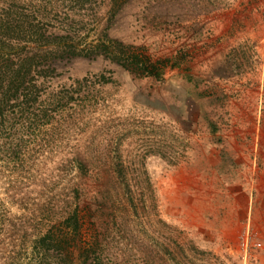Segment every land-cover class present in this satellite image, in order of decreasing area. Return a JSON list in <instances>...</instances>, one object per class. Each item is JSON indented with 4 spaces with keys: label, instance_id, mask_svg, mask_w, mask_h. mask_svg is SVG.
<instances>
[{
    "label": "rangeland",
    "instance_id": "374dc122",
    "mask_svg": "<svg viewBox=\"0 0 264 264\" xmlns=\"http://www.w3.org/2000/svg\"><path fill=\"white\" fill-rule=\"evenodd\" d=\"M0 53V264H264V0H0ZM82 201L85 257L36 241Z\"/></svg>",
    "mask_w": 264,
    "mask_h": 264
},
{
    "label": "trees",
    "instance_id": "16d2710c",
    "mask_svg": "<svg viewBox=\"0 0 264 264\" xmlns=\"http://www.w3.org/2000/svg\"><path fill=\"white\" fill-rule=\"evenodd\" d=\"M65 41L66 40H64L62 36H58V41H56L57 46L61 47L62 45H64ZM111 43V41H109V44L104 42V44H99L98 47L101 50L107 52L108 56L111 59H117V62H121L120 64H122L123 67L134 72L135 74L140 76L153 77L156 80H160L163 78L166 68H175L177 66H180L182 64V61L186 59V56L183 55L180 51L177 52L172 58L153 59L139 47L131 45L125 46L124 44L117 41L115 49V47H112V45H110ZM70 47L74 48L72 45H70ZM63 48L64 46L62 47V49ZM37 57L38 55L34 54L33 56H28L20 63H17L19 67H16V71L12 70L14 71L13 76L18 77L19 72L23 71L25 74L31 75L29 80H32V84L36 85V79H38V77L35 69L33 70V61L39 60ZM0 59H3V62L7 64L11 63L10 59H8V57H5L3 53H0ZM7 66H9V64ZM39 72L41 74V71ZM35 85L33 86L35 87ZM26 89H28V87H24L23 90L25 91H22L21 94V91L19 92V89H15L12 92L13 97L10 98V101L14 100V103H18L20 107L24 105V103L27 104L26 102L30 100L29 97H32L33 94H31L29 91H26ZM35 99L37 98L34 97L31 102H33ZM124 171V168L119 167L117 169V174H124ZM123 186L126 188V190L132 193V185L130 184V182H124ZM76 190L78 193L82 191L81 187H77ZM82 203L83 201L74 207L72 213L68 217L62 219L61 222L63 223V225L61 227L59 226L56 229L51 228L45 231L40 235L38 239H36V241L41 242L44 246H46V248H52V246L67 243L70 246L68 249V255L74 260L79 258L78 254L76 255V252L79 253V256L80 253L81 255L83 252L88 253L89 243L87 241L86 216L83 211V207H81ZM83 255L85 257L84 253ZM82 264H86V262L83 260Z\"/></svg>",
    "mask_w": 264,
    "mask_h": 264
}]
</instances>
